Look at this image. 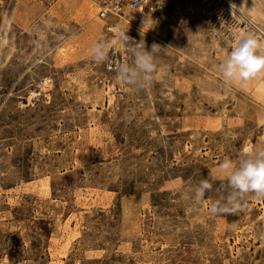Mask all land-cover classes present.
Instances as JSON below:
<instances>
[{
	"label": "rangeland",
	"instance_id": "rangeland-1",
	"mask_svg": "<svg viewBox=\"0 0 264 264\" xmlns=\"http://www.w3.org/2000/svg\"><path fill=\"white\" fill-rule=\"evenodd\" d=\"M107 1L0 0V264H264V199L210 214L219 182L189 199L264 144V75L241 89L217 70L264 26L228 0ZM117 26L161 47L150 87L118 82L122 47L90 58Z\"/></svg>",
	"mask_w": 264,
	"mask_h": 264
},
{
	"label": "clouds",
	"instance_id": "clouds-1",
	"mask_svg": "<svg viewBox=\"0 0 264 264\" xmlns=\"http://www.w3.org/2000/svg\"><path fill=\"white\" fill-rule=\"evenodd\" d=\"M113 32V37L93 42L90 58L96 63H103L108 59V52L112 48L122 47L132 55L133 60L131 64L125 62L115 66L116 78L120 84L143 90L159 80L164 71L157 59L161 47L154 43L148 50L144 42L133 41L127 30L119 26ZM217 70L226 84L246 89L252 79L264 75V41L253 33H241ZM216 182H219L218 185L225 194L211 201L210 214H235L241 210L242 203L249 195L264 199V144L253 149H243L238 161L222 159L217 165V175L214 178H203L190 189L189 199L192 205H200L206 199V194L215 190Z\"/></svg>",
	"mask_w": 264,
	"mask_h": 264
},
{
	"label": "bare ground",
	"instance_id": "bare-ground-1",
	"mask_svg": "<svg viewBox=\"0 0 264 264\" xmlns=\"http://www.w3.org/2000/svg\"><path fill=\"white\" fill-rule=\"evenodd\" d=\"M227 2H230L231 5H235L251 23L264 26V0H249V2L246 0H228Z\"/></svg>",
	"mask_w": 264,
	"mask_h": 264
},
{
	"label": "built area",
	"instance_id": "built-area-1",
	"mask_svg": "<svg viewBox=\"0 0 264 264\" xmlns=\"http://www.w3.org/2000/svg\"><path fill=\"white\" fill-rule=\"evenodd\" d=\"M126 4L136 10L144 7H148L150 10L152 9V7L146 3V0H109L101 10V16L122 13V8Z\"/></svg>",
	"mask_w": 264,
	"mask_h": 264
}]
</instances>
